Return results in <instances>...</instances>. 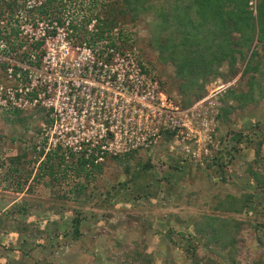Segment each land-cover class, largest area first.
I'll return each mask as SVG.
<instances>
[{"label": "rangeland", "instance_id": "374dc122", "mask_svg": "<svg viewBox=\"0 0 264 264\" xmlns=\"http://www.w3.org/2000/svg\"><path fill=\"white\" fill-rule=\"evenodd\" d=\"M93 9L92 0H76L62 16L84 24L98 13ZM151 20L147 16L135 26L121 20L129 38L112 32L110 39L133 50L182 105L175 67L159 64L158 52L148 45ZM221 70L228 74V64ZM3 76L0 69V81ZM241 76L218 78L189 107L202 102L192 132L164 135L149 149L81 174L71 158L48 169L34 134L45 121L40 110H0V264H119L136 244L152 256V264H194L190 247L201 258L215 257L193 236L197 218L218 213L210 200L249 192L255 203L235 215L247 227L239 261L264 264V194L250 174L251 168L264 173V100L244 101V108L230 95L247 91ZM77 217L83 235L76 240ZM225 260L219 259L228 264Z\"/></svg>", "mask_w": 264, "mask_h": 264}, {"label": "trees", "instance_id": "16d2710c", "mask_svg": "<svg viewBox=\"0 0 264 264\" xmlns=\"http://www.w3.org/2000/svg\"><path fill=\"white\" fill-rule=\"evenodd\" d=\"M75 1L0 0V47L5 45L2 52L5 55L15 54L16 58L24 61L30 55L29 52L38 50L42 43L28 46L27 39L21 36L22 20L35 25L37 21H58L62 26L65 24L62 10ZM251 2L252 0H92L93 10H99L94 16L98 21V31L91 33L86 30L92 18L85 20L82 28L75 23L71 27L79 34L85 31L89 43L97 46L106 38L110 39L116 29L120 36L125 34L129 38L126 27L119 24L121 20L127 18L131 26H135L141 19L151 16L152 20L148 22V45L158 52L159 64H172L175 67L174 80L183 99V108H189L205 98L208 87L218 78L227 80L240 73L241 83L246 81L247 91L238 94L232 90L229 93L244 107V101L260 104L264 100V56L259 51V48L264 51V0H257L255 7ZM26 46L28 49L23 50ZM225 63L230 70L228 74H223L221 70ZM240 64L244 66L243 71ZM8 65L2 62L0 69L6 71ZM170 135L168 133L165 136ZM262 143L258 142L257 157H260ZM135 153L125 156H133ZM47 160L48 169L52 170L55 164L67 162L66 155L62 152L53 154V157L49 155ZM71 160L79 174L102 167L92 164L89 169V162L83 157L71 155ZM27 161L32 159L28 158ZM251 169L250 174L256 187L264 194V173ZM51 174L54 172L51 171ZM254 203L255 194L250 192L243 193L240 197L217 195L210 200V209L218 213L197 218L194 221L195 233L192 235L215 257L201 258L196 249L190 247L189 256L194 264H221V257L227 259L225 261L228 264H240L238 249L244 244L242 234L247 227L235 215L244 214ZM81 224V218L74 219L76 240L83 235L80 231ZM124 259L119 260V264L153 263L152 256L139 244L134 245L133 251H128Z\"/></svg>", "mask_w": 264, "mask_h": 264}, {"label": "built area", "instance_id": "2783aa9c", "mask_svg": "<svg viewBox=\"0 0 264 264\" xmlns=\"http://www.w3.org/2000/svg\"><path fill=\"white\" fill-rule=\"evenodd\" d=\"M64 19L62 26L22 20L28 46L42 43L24 61L0 47L1 61L9 64L1 70L0 110L41 111L45 121L34 132L40 153L83 157L91 169L149 149L168 133L193 131L202 102L183 108L133 50L108 38L93 46L71 27L83 23ZM97 25L94 18L86 30L96 33ZM114 32L118 35V29Z\"/></svg>", "mask_w": 264, "mask_h": 264}]
</instances>
